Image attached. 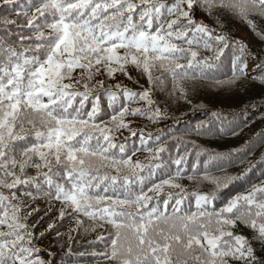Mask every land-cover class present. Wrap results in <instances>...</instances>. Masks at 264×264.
I'll return each instance as SVG.
<instances>
[{
    "label": "snow or ice",
    "instance_id": "obj_1",
    "mask_svg": "<svg viewBox=\"0 0 264 264\" xmlns=\"http://www.w3.org/2000/svg\"><path fill=\"white\" fill-rule=\"evenodd\" d=\"M17 2L0 0V6L14 9ZM201 9L210 15L227 9L254 32L257 25L250 17L264 18V0H27L15 13L17 19L0 17V188L10 190L9 195L0 192V226L9 229L0 231V264H50L34 256L31 233L12 203L16 195L11 190L17 185L39 183L17 176L16 167L23 172L26 165L47 170L43 173L47 191L42 195L63 201L73 215L114 227L109 250L93 255L116 264H264V181L217 207L219 188L240 177L217 179V191L197 193L196 211H191V193L174 182L183 175L191 155L189 145L177 147L173 156L161 137L129 128L139 145L133 142L126 150L123 142L117 145L108 127L111 122L116 130L127 128V115L151 113L154 121L165 119L161 109L152 107L149 91L123 89L125 104L147 102L146 111L130 112L127 106L102 111L100 96L90 97L95 87H104L102 81L89 86L102 68L112 76L131 63L142 68L149 82H153L150 69L163 68L181 92L180 98L187 99L180 82L192 81L195 88V81L218 68L229 52L232 75L226 83L249 78L250 64L257 72L251 78L264 83V61L258 62L242 41L198 20ZM215 23L223 27L219 17ZM257 35L264 40V32ZM201 48L212 55L198 59ZM76 68L81 74L73 83ZM82 81L84 91H70ZM104 95L112 108L117 93ZM84 129L88 131L77 139ZM201 129L210 130L203 123L196 131ZM26 130L32 133L31 140L22 135ZM140 150L149 151L157 162L134 161ZM155 169L161 171L153 180ZM165 186L179 191L165 193ZM60 214L65 215L63 208ZM237 221L253 230L251 239L224 230Z\"/></svg>",
    "mask_w": 264,
    "mask_h": 264
},
{
    "label": "trees",
    "instance_id": "obj_2",
    "mask_svg": "<svg viewBox=\"0 0 264 264\" xmlns=\"http://www.w3.org/2000/svg\"><path fill=\"white\" fill-rule=\"evenodd\" d=\"M26 2L27 0H18L14 9L0 6V17L17 19L15 13L19 12ZM218 17L223 25L222 28L215 23ZM250 18L254 19L257 25L255 32L238 15L227 9L220 10L215 15H210L204 9L197 13L198 20L214 28L216 32L223 31L235 40L242 41L253 51L258 62L264 61V40L257 35V32H264V18ZM182 46L186 47V45ZM198 51V59L212 55L211 51L203 48ZM118 54L122 55L123 49L118 50ZM221 59L222 62L218 68H214L206 78L195 81V88H192V81L180 82V87L187 92V99L180 98L181 92L174 89L170 73L156 65L150 69L153 82H149L142 68L129 63L124 66V72L116 70L112 76H108L106 70L102 68V74H97L89 85L92 87L98 81L103 82L104 87H95L90 97L99 95L101 110L107 112H112L113 109L119 110L123 106H127L130 112L136 109L146 111L149 107L147 102L125 104L126 94L123 89L126 88L135 93L149 91L151 100L154 102L152 107L161 109L165 119L154 121L149 118L151 113L145 116L127 115L124 119V123L128 125L127 128L116 130L111 122L108 123V127L112 129L111 134L115 137L117 145L123 142L126 150L133 142L139 145V140L131 135L129 128L138 134L143 132L152 137H161L173 156L176 155L177 147L183 148L184 144L189 145L188 151L191 155L184 166L183 175L174 182L191 193L188 197L191 202V211H196L197 193L206 194L217 191L214 182L217 179L240 177V179L230 181L227 186L219 188L215 201L217 207L223 206L225 201L237 193H245L252 185H260L264 181V83L260 79L251 78L257 74L251 64L249 78L241 77L233 84L226 83L232 75L230 71L231 53H227ZM179 62L186 63L185 60ZM80 74L81 69L79 68L73 71V83L79 79ZM157 80L159 83L155 82ZM217 80L225 81V83L218 84ZM64 82L69 81L66 79ZM82 84L83 81L81 86L74 87L70 91H84ZM117 84L120 85L119 88L115 87ZM106 91L117 93L112 108L108 107V98L104 95ZM86 103L90 109L91 100ZM201 123L210 130L201 129L197 132L196 128ZM84 131L88 129L81 131L77 139L83 136ZM22 135L25 139H32V133L27 130ZM176 141H181V144L177 145ZM149 144L155 147L152 141H149ZM196 153H199V162H197ZM160 155L167 163L166 154L161 153ZM132 158L134 161L139 160L142 164L157 162L151 159V153L146 150L137 151ZM20 159L25 158L20 157ZM37 162H39L38 158ZM105 170L113 175L116 174L113 169H100L102 172ZM46 171V169L38 171L34 166L26 165L21 172L17 166L15 169L17 176L21 179L33 178L39 183L20 184L16 189L11 190L16 195L12 203L19 209L18 216L31 233L32 246L36 249L34 256L50 264H116L115 261L93 255V253L109 250L107 245L115 238L114 227L83 215H73L71 208L63 201L49 199L46 195H42V191H47L43 176ZM154 171L156 175L153 180L159 177L161 170L155 169ZM172 171H175V166ZM143 174L140 173V175ZM145 184H149V181L146 180ZM170 191L177 192L179 189L165 186L164 192ZM0 192L9 195L10 190L0 188ZM29 192L31 195L28 194ZM160 195L162 196L163 193ZM62 208L65 210L63 217L60 214ZM77 220L81 221L79 225L76 223ZM49 225L52 227L50 228ZM224 230L249 239L253 232L240 221ZM0 231H9V229L7 225H4L0 226ZM101 237L103 239H100ZM256 247L260 251L258 244ZM229 264H234V262L229 261Z\"/></svg>",
    "mask_w": 264,
    "mask_h": 264
}]
</instances>
